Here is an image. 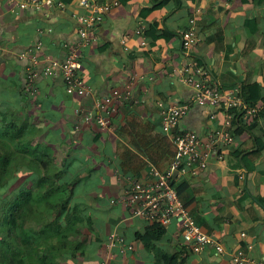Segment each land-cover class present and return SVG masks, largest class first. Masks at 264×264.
I'll return each mask as SVG.
<instances>
[{
    "label": "crops",
    "instance_id": "obj_1",
    "mask_svg": "<svg viewBox=\"0 0 264 264\" xmlns=\"http://www.w3.org/2000/svg\"><path fill=\"white\" fill-rule=\"evenodd\" d=\"M82 13L75 0L67 2L65 10L40 13L17 12L9 0H0V115L14 112L22 116L23 123L41 131L40 141L53 147L58 163L68 170V180L78 181L73 200L91 221L84 230L85 254H67L57 264H102L110 254L108 238L113 233L133 249L121 253L114 248L109 264H229L230 255L237 250L264 260V206L259 201L264 198V3H120L91 31L96 39L81 48L79 75L94 93L77 97L66 93L59 73L47 77L43 72L48 60L63 61L70 48L80 42L77 16ZM192 18L199 42L186 51L182 35ZM248 20L255 21V30L247 25ZM39 43L42 45L36 54L40 62L31 67L21 55L36 49ZM252 43L251 51L245 53ZM193 58L202 63L214 87L236 88L246 95L252 84L262 89L253 114L236 113L229 120L221 108L212 110L211 118L206 109L192 105L178 129L194 132L207 142L213 132L224 130L230 121L234 142L219 146L198 177H181L186 190L183 203H187L194 222L225 247L222 255H216L212 248L193 252L183 240L180 220L158 228L133 217L124 205L133 181H146L149 176L146 171L140 177L122 172L118 154L119 147L126 143L119 132L133 114L151 125L154 135H164L162 110L189 103L194 95L176 72ZM30 69L37 73L36 96L24 94ZM129 83L132 99L113 115L109 129L94 121L85 123V117L97 114V102ZM172 257L177 259L169 261Z\"/></svg>",
    "mask_w": 264,
    "mask_h": 264
},
{
    "label": "built area",
    "instance_id": "obj_2",
    "mask_svg": "<svg viewBox=\"0 0 264 264\" xmlns=\"http://www.w3.org/2000/svg\"><path fill=\"white\" fill-rule=\"evenodd\" d=\"M13 4L15 11H35L47 12L52 9L65 10L67 3L64 0H9ZM83 10L77 19L81 23L79 30L80 42L73 45L63 61L48 60L44 69V76L50 77L59 73L64 81L66 93L71 96L87 97L94 93V90L87 85L79 75L82 68L81 48L88 47L96 37L90 33L99 27L107 14L113 8L118 7L120 2L100 3L97 0H75ZM137 34H142L140 30ZM125 39L122 40L124 44ZM199 42V34L196 28V20H190V27L183 32L182 46L188 51L193 49ZM39 43L36 49H30L23 53V59H28L31 67H35L40 62L36 52L41 48ZM145 45V42L142 43ZM183 83L194 90V95L189 103L174 105L162 110V132L168 136L173 145L177 148V154L172 161L170 168L162 173L158 169L151 167L148 172L149 180L133 181L131 189L127 194L124 205L131 209L132 216L145 222L167 227L174 219L180 220L182 225V237L184 242L190 246L193 252L200 253L206 248H212L216 255L225 253V247L213 236L205 233L193 220L189 211L185 208L176 188L172 185L175 176L181 178L188 175L198 177L207 169L208 159L211 154H217L218 147L230 145L234 138L230 132V121L224 130L213 132L207 142L194 132H180L178 130L181 120L187 115L192 105L202 107L211 114L212 110L223 108L228 114V119H232L236 113L246 112L253 114L255 109H251L245 103L241 92L236 88L224 89L214 87L209 83L204 66L198 59H191L182 69L176 71ZM30 77L25 91L28 95L34 96L37 92L34 82L37 73L30 69ZM132 99V83L125 89H114L106 98L97 102V114L84 118L85 123L94 121L103 129H109L111 118L119 112V109L128 104ZM243 237L246 234H242ZM119 248L121 253L133 248L127 245L125 239L117 233H113L108 238V249L110 254L102 264H109L113 258L112 251ZM253 247L249 246V250ZM229 264H264V260H256L245 254L242 250H237L230 255Z\"/></svg>",
    "mask_w": 264,
    "mask_h": 264
},
{
    "label": "trees",
    "instance_id": "obj_3",
    "mask_svg": "<svg viewBox=\"0 0 264 264\" xmlns=\"http://www.w3.org/2000/svg\"><path fill=\"white\" fill-rule=\"evenodd\" d=\"M256 2L262 4L264 0ZM254 24L253 20L247 21L252 30ZM253 46L249 44L245 53ZM24 94L31 96L25 89ZM241 94L248 107L255 109L262 89L259 84H252L247 95L243 91ZM38 130L23 123L22 116L14 112L0 115V188L7 187L22 168L28 166L27 174L31 173L26 183L0 205V264H57L67 254L86 252L84 230L91 226V221L73 200L78 181L68 180L65 164L58 163L53 147L40 141ZM119 135L126 143L119 147L118 154L125 174L140 177L151 167L165 173L176 157L177 148L170 139L154 135L152 126L136 115L127 118ZM24 162L26 166L22 167ZM172 185L181 199L186 191L185 181L175 178ZM259 201L264 206V198ZM183 204L189 211L187 203Z\"/></svg>",
    "mask_w": 264,
    "mask_h": 264
},
{
    "label": "rangeland",
    "instance_id": "obj_4",
    "mask_svg": "<svg viewBox=\"0 0 264 264\" xmlns=\"http://www.w3.org/2000/svg\"><path fill=\"white\" fill-rule=\"evenodd\" d=\"M28 167V166H27ZM19 171L14 180L5 188H0V205L3 201L10 199L14 193H16L23 184L26 183L31 173L27 174V168Z\"/></svg>",
    "mask_w": 264,
    "mask_h": 264
},
{
    "label": "bare ground",
    "instance_id": "obj_5",
    "mask_svg": "<svg viewBox=\"0 0 264 264\" xmlns=\"http://www.w3.org/2000/svg\"><path fill=\"white\" fill-rule=\"evenodd\" d=\"M126 105H127V104H126ZM179 126H180V125H179ZM178 129H179V128H178ZM176 176H177V175H176ZM176 176H175V177H176Z\"/></svg>",
    "mask_w": 264,
    "mask_h": 264
}]
</instances>
